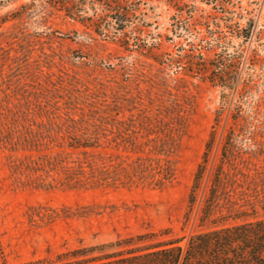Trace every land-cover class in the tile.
<instances>
[{
  "label": "rangeland",
  "instance_id": "rangeland-1",
  "mask_svg": "<svg viewBox=\"0 0 264 264\" xmlns=\"http://www.w3.org/2000/svg\"><path fill=\"white\" fill-rule=\"evenodd\" d=\"M51 1L0 0V264L74 259L142 234L185 243L201 229L211 167L234 118L229 105L216 125L222 86L156 59L191 52L218 18L244 26L253 18V37L228 35L230 50L259 52L254 101L264 94V0H119L135 7L124 28L101 0L79 1L85 21ZM177 4L194 14L177 13ZM146 42L150 48H141ZM261 109L252 133L260 152L248 163L233 159L243 173L226 167L217 214L263 212ZM214 126L209 169L188 219Z\"/></svg>",
  "mask_w": 264,
  "mask_h": 264
},
{
  "label": "trees",
  "instance_id": "trees-1",
  "mask_svg": "<svg viewBox=\"0 0 264 264\" xmlns=\"http://www.w3.org/2000/svg\"><path fill=\"white\" fill-rule=\"evenodd\" d=\"M78 1V2H77ZM80 0H52L53 4L66 9V13L82 20L89 18L82 13ZM106 9L116 18L118 28H124L129 15L135 7L128 2L119 0H101ZM177 13H193L186 4H177ZM194 14V13H193ZM257 24L254 19L244 26L234 18L217 19L215 25H208L207 32L199 36V42L191 52L179 53L156 59L160 64L189 70L192 73H204V77L214 85L223 87L222 105L216 114V125L229 105L232 107V124L224 135L221 144L219 162H214L208 189L200 206L198 226L200 230L190 234L183 243L184 236L166 239H151L153 235L142 234L137 238L105 243L98 247L87 249V252L76 253L74 259H64L62 255L54 263L49 264H264V205L263 212L251 209H232L228 213L217 214L222 186L229 171L243 173L236 166V157L243 163H248L258 150L252 148L255 143L252 137L253 129L261 123L263 115L264 94L250 100V94L256 85V67L259 52L254 47L235 46L230 50L229 35L248 40L255 35ZM129 43V38L125 39ZM146 46V47H145ZM151 45H141L149 49ZM143 49H140L143 51ZM204 50H211L214 56L207 59ZM184 56H187L184 59ZM253 69V70H252ZM248 111V114L244 112ZM243 117L245 120L237 126ZM217 136L216 126L211 130L206 141V147L201 162L196 170L190 191L189 210L186 218L197 203L198 193L209 169L212 152ZM263 152V151H261ZM249 159V160H248ZM151 239V241H150ZM115 249L108 251V247ZM99 250V253H88ZM85 254V255H84Z\"/></svg>",
  "mask_w": 264,
  "mask_h": 264
}]
</instances>
